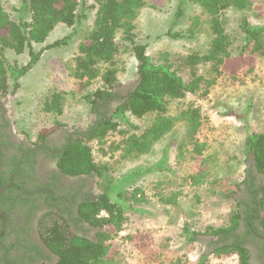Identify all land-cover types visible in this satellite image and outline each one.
<instances>
[{"label": "rangeland", "instance_id": "rangeland-1", "mask_svg": "<svg viewBox=\"0 0 264 264\" xmlns=\"http://www.w3.org/2000/svg\"><path fill=\"white\" fill-rule=\"evenodd\" d=\"M22 1H5L4 7L12 18L19 17L17 10ZM251 1L247 8H227L219 14L234 56L244 44L239 29L242 19L253 26L264 27V0ZM79 3V22L73 28L57 24L45 43L33 45V52H39L37 62L17 80L18 87L4 98L14 131L25 134L32 142L42 129L59 126L65 131L84 132L95 121L88 97L99 88L100 81H79L72 76L78 44L91 29L96 12L92 0L84 3L79 0ZM133 33L135 40L146 46V54L153 61H166L186 73V67L179 62L183 55L206 49L210 39L209 16L189 0L147 3L137 11ZM68 35V40L51 46ZM116 40L122 41L120 33ZM121 49L116 56V68L120 89L124 91L136 81V60L129 50ZM2 54L8 64L18 67L30 58L28 49L20 54L5 49ZM253 58L251 71L243 66L236 78L227 73L216 76L207 96L194 93L168 102L167 115L172 118H178L188 106L200 110L201 124L195 133L176 119L172 130L149 152L122 158L121 150H112V147L122 138L140 133L154 117L147 114L136 118L127 114L128 122L120 121L116 130L104 138V144L97 140L88 142L95 162L109 167L107 177L120 181L130 173L141 172L134 174L125 188L140 189L143 200L134 206L136 210L126 211L128 219L123 231L110 242L111 249L117 252L116 264H173L176 259H181L182 264H232L234 260L238 264L236 255L217 258L212 254L206 236H197L199 239L192 244L186 242L184 229L201 235L207 227L227 226L238 208L234 196L226 194L232 191L236 195V185L242 181L249 159L244 153L245 122L236 115H246L250 130L264 132V44ZM206 71L207 67L197 68L198 74ZM214 76L211 73V77ZM9 80L11 84V78ZM58 91L64 99L61 114L45 111L46 97ZM216 102L225 106H215ZM225 107L231 109L233 115H219L218 111ZM201 143L204 146L199 154L196 144ZM156 165L161 168L148 170ZM202 172L206 173L203 183L195 185L188 179L191 174L202 176ZM170 197H175L174 202L162 200ZM56 218L47 215L43 224L55 223ZM201 255H205L204 258L201 259Z\"/></svg>", "mask_w": 264, "mask_h": 264}, {"label": "trees", "instance_id": "trees-1", "mask_svg": "<svg viewBox=\"0 0 264 264\" xmlns=\"http://www.w3.org/2000/svg\"><path fill=\"white\" fill-rule=\"evenodd\" d=\"M5 1L0 0V100L18 87L17 80L37 62L39 52H33V45L45 43L57 24L73 28L81 18L77 13L79 0H23L17 10L18 18H12L6 11ZM85 1L82 0L83 3ZM158 1L163 0H92L96 6L95 18L91 29L78 44L72 76L79 81L97 79L100 81L99 88L88 97L90 111L95 116V121L82 133L83 139L73 140L59 152L57 164L65 174L93 172L98 177L96 181L98 199L89 202L85 212V217L96 229V234L93 239L81 237L73 233L65 221L56 215L57 218L53 220L55 223L43 224L42 219L40 222L42 238L56 256V260L50 264H116L117 252L111 249L110 242L123 231L128 219L126 211L136 210L133 209L134 206L143 200L140 189L125 188L134 174L141 172L130 173L120 181L107 177L109 167L106 163L99 165L95 162L88 142L97 140L104 144V138L116 130L120 121L128 122L127 114L136 118L147 114H153L154 117L149 126L140 133L124 137L112 147V150H121L122 158L149 152L165 133L172 130L176 119L182 120L188 129L195 133L201 124L200 110L188 106L180 112L178 118H172L167 115L168 102L194 93H200L205 97L216 76L227 73L236 78L243 66H247V70L251 71L254 67V54L260 53L263 47L264 27L253 26L246 19H242L239 29L244 36L242 39L244 44L237 55H232L229 37L225 34L220 21L219 14L223 10L247 8L252 4L251 0H189L199 5L209 16L210 39L206 49L183 55V60L179 63L180 66L186 67V73L180 72L166 61L155 62L146 54V46L135 40L133 31L137 11L147 3L155 4ZM117 33L121 34L122 41L116 40ZM69 36L55 41L51 46L68 40ZM121 48L123 51L125 48L129 50L136 60V81L124 91L120 89L116 68V56L121 52ZM5 49L16 54L28 49L30 58L25 65L12 66L2 54ZM198 66L207 67V71L198 74ZM211 73L215 76L211 77ZM63 100L61 92H53L50 97H46L43 109L61 114ZM214 105L225 106L218 102ZM218 113L221 116L233 115L231 109L227 107ZM236 118L245 122L244 153L248 156L249 165L244 169L243 179L236 185L234 192L236 195L240 194L245 188L250 191L252 199L247 202L229 191L226 196H234L238 208L227 226L207 227L201 235L190 232L187 228L184 232L187 236L186 242L191 244L199 239L197 236L217 238L209 240V246H212L210 252L217 258L236 255L238 264H250L249 250L243 245L242 238L237 237L236 230L240 223H243L245 228L247 224H251L255 232L258 233L260 227L264 235V181L259 179L256 182L258 176L264 177V132L250 130L246 115H236ZM57 128L59 126L42 129L38 137L43 139ZM203 146V143L196 144V152L200 154ZM155 167L161 168V165L150 167L148 170ZM201 174L202 176L191 174L188 179L192 184H201L206 173ZM162 200L172 203L175 197ZM101 210L104 215L97 218ZM44 217L45 215L42 218ZM204 256L201 255L200 258ZM182 263L181 259H176L173 264Z\"/></svg>", "mask_w": 264, "mask_h": 264}, {"label": "flooded vegetation", "instance_id": "flooded-vegetation-1", "mask_svg": "<svg viewBox=\"0 0 264 264\" xmlns=\"http://www.w3.org/2000/svg\"><path fill=\"white\" fill-rule=\"evenodd\" d=\"M5 107V101L1 99L0 264H50L56 256L42 238L40 222L43 215H56L73 233L93 239L96 229L85 217V212L89 202L98 199V177L93 172L69 175L58 167L59 152L81 138L83 132L65 131L61 127L32 142L25 134L14 131ZM259 179L264 181V177L258 176L256 182ZM240 197L247 202L252 199L245 188ZM101 216L102 210L96 217ZM261 231L258 227V233L255 232L251 224L245 228L243 223L236 230L237 237L242 238L243 245L249 250L250 264H264ZM207 237L208 241L217 239Z\"/></svg>", "mask_w": 264, "mask_h": 264}, {"label": "crops", "instance_id": "crops-1", "mask_svg": "<svg viewBox=\"0 0 264 264\" xmlns=\"http://www.w3.org/2000/svg\"><path fill=\"white\" fill-rule=\"evenodd\" d=\"M232 258V257H231ZM232 264H237V262L234 260V261H232Z\"/></svg>", "mask_w": 264, "mask_h": 264}, {"label": "built area", "instance_id": "built-area-1", "mask_svg": "<svg viewBox=\"0 0 264 264\" xmlns=\"http://www.w3.org/2000/svg\"><path fill=\"white\" fill-rule=\"evenodd\" d=\"M102 215H104V212H102Z\"/></svg>", "mask_w": 264, "mask_h": 264}, {"label": "water", "instance_id": "water-1", "mask_svg": "<svg viewBox=\"0 0 264 264\" xmlns=\"http://www.w3.org/2000/svg\"><path fill=\"white\" fill-rule=\"evenodd\" d=\"M3 189V188H2ZM2 189L0 190V192L2 191Z\"/></svg>", "mask_w": 264, "mask_h": 264}]
</instances>
